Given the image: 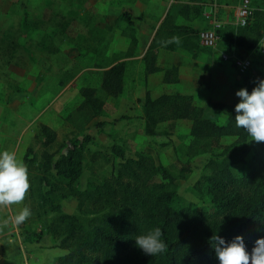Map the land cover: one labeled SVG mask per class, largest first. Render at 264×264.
<instances>
[{"label": "rangeland", "instance_id": "rangeland-1", "mask_svg": "<svg viewBox=\"0 0 264 264\" xmlns=\"http://www.w3.org/2000/svg\"><path fill=\"white\" fill-rule=\"evenodd\" d=\"M179 1L0 0V152H14L27 166L30 180V189L22 204L0 206V240L5 239L4 234L8 229L3 227L6 225L14 231L18 228L24 240L31 238V234L26 236L29 228L33 227V234L37 235L58 214V211H51L47 204H41L37 186L38 176L43 174V170L36 165L42 161L44 152L51 153L50 171L55 173V159L70 147H78L82 153V168L75 181L80 189L85 188L89 180L98 181L112 170L115 173L122 159L121 152L124 157L144 152L152 154L157 162L169 167L177 192L185 203L211 207L208 183L205 181L210 168L206 162L215 157L223 146L210 147L205 140L196 142L188 133V119L159 121L155 126L156 133H145L139 97L131 102L106 95L100 87L99 68L83 67L76 72L75 68L80 64L71 65L77 53L74 42L79 40L80 35H85L89 41L86 42L95 46L99 54L103 52L99 59L103 58L105 49L113 51L111 54L108 52L107 56H119L122 54L120 51L129 44L126 38L129 26L124 24L125 17L114 23L118 15L127 10L136 19L149 17L155 20L161 16L164 8ZM198 2L202 5V12L198 15L201 23H196L197 29L211 26L214 20L219 21L214 0ZM263 3L264 0H259L255 5L264 9ZM209 9L214 10L211 18L203 13ZM108 23L113 25L110 31ZM236 25L234 18L233 26ZM219 27H222L221 23ZM98 37L101 39L97 42ZM223 41V37L220 38L214 47L200 46L198 43L202 51L193 63L196 70L188 67L187 71L193 79L185 83V88L196 89L203 98L205 90L210 89L209 92L213 93L205 102L210 110L217 106L219 101L215 100L231 104L242 86L230 84L239 81L247 71L252 72L258 81L264 79V35L256 48L250 51L225 48ZM128 48L127 52L135 49L132 45ZM221 52L246 57L250 64L245 71H239L235 64L230 65L229 59L221 57ZM185 53L184 50L179 52L184 62L187 60ZM144 74L142 62L133 60L127 63L124 77L127 93L132 92L136 81L143 84ZM82 87H93L95 94L105 98L98 114L93 115L90 109L80 105ZM225 115L220 110V119ZM40 122L47 123L55 130L53 142L43 143ZM234 138V135H224L220 143L228 144ZM28 146L32 148L28 155L34 157V161L22 158ZM91 151H96L97 157L91 158ZM183 166L190 168L183 169ZM240 166V163H235L233 171L238 172ZM55 177L58 179L60 176L55 173ZM59 202L61 211L76 213L81 220L85 221L90 215L79 209L77 199L72 195L60 198ZM24 207L30 208L32 214L24 223L16 224L15 216ZM54 239L59 245L62 244L61 235H56ZM66 251L68 248L61 247L62 254Z\"/></svg>", "mask_w": 264, "mask_h": 264}, {"label": "trees", "instance_id": "trees-1", "mask_svg": "<svg viewBox=\"0 0 264 264\" xmlns=\"http://www.w3.org/2000/svg\"><path fill=\"white\" fill-rule=\"evenodd\" d=\"M191 1L178 6L181 15H200L202 5L198 0ZM257 1H253V18L246 24L216 28L220 38L224 39L225 48L248 51L256 48L264 35V9L255 5ZM123 17L134 46L137 38L129 11H123L115 23ZM108 26L110 31L113 25ZM162 29L163 34L155 33L142 57L145 72L159 69L155 63L158 45L169 49L184 47L193 54L202 51L196 27L174 23L167 14L159 31ZM172 37H179L180 43H164ZM86 38L80 35L74 42L77 53L71 65L80 64L75 68L76 72L85 66L103 67L100 87L106 95L117 97L123 91L127 60L115 62L118 56H107L105 52L99 59L103 52L99 54L95 46L86 42ZM128 53L124 52L125 55ZM176 74L177 68L171 66L164 71L163 80H176ZM240 83L250 93L258 80L247 71L241 75ZM80 93V105L90 109L93 115L98 114L105 98L95 94L93 87H82ZM239 100L234 99L230 105L219 101L210 110L205 104L196 103L192 93L172 91L151 96L146 91L141 103L145 133H156L155 126L159 121L182 118L189 120L188 133L196 142L205 140L210 147L223 146L215 157L206 162L210 168L205 181L211 207L185 203L177 192L169 167L144 152L126 157L121 152L122 159L115 173L112 170L98 181L89 180L87 186L80 189L75 181L82 168V153L78 147H70L53 163L55 173L60 176L58 179L50 171L51 153L44 152L42 161L36 165L43 170V174L38 176L37 186L41 204H47L58 214L37 235L33 234L34 229L29 228L26 236L31 234V238L23 237L24 240L39 239L43 231L53 233L49 232L53 238L61 235L62 244L57 245L68 248V251L56 256L52 264H219L211 240L215 234L226 241L240 235L251 252L255 241L264 238V142H249L248 133L236 127L235 105ZM220 110L226 114L222 119L218 116ZM39 129L45 145L54 141L56 132L52 127L40 122ZM224 135H234L235 138L222 145L220 138ZM28 152H32L30 146L26 147L22 158L34 161ZM90 155L95 158L97 152L91 151ZM235 163L241 164L238 172L232 169ZM67 195L74 196L79 209L90 214L85 221L76 213L60 210L59 199ZM157 227L162 231L161 239L166 250L155 256L145 254L136 245L135 237Z\"/></svg>", "mask_w": 264, "mask_h": 264}, {"label": "crops", "instance_id": "crops-1", "mask_svg": "<svg viewBox=\"0 0 264 264\" xmlns=\"http://www.w3.org/2000/svg\"><path fill=\"white\" fill-rule=\"evenodd\" d=\"M168 1H171V0H168ZM179 2L180 3L178 4L171 3L168 6V8H164L161 16L155 20L150 19L149 17L148 19L145 18L144 20L136 19V17H133L132 13H130L129 11L130 19L132 20V26L134 27V34L137 38V42L133 46L135 49H133V51L125 55L124 52H126L129 49L128 46L130 47L131 45V41L129 37V27H128V30H127L128 37L126 38L129 39L128 40L129 44L127 45L125 49H123V51H120L122 52V54L118 56L115 62L120 61V60H127V63H128L133 60H138L139 62L143 63L142 57L146 49L148 48L149 44L151 43L155 33L160 32L161 34H163L164 32L163 29L160 31L159 29H160V25L162 21L164 20L167 14L170 15V18L174 23L189 24L193 27H197L196 23L197 22L201 23L200 18H198L199 16L191 15V16L185 17L181 15L177 9L180 4L186 3V2L192 3V1L191 0H180ZM239 3H240V0H214V4L216 5V12H217L216 15L219 20L218 22L222 24V27H224V29L229 28L230 25L233 26L236 8ZM108 24H111V23H108ZM124 24L126 26L127 23H124ZM200 28H202V26H200L199 29ZM181 49L186 51L185 53L186 54L185 58L187 59L186 62L181 60L179 57V52L182 51ZM108 52L111 54L113 51L112 52L106 51L105 49V53L109 54ZM199 54H200L199 51L193 54V52H191L190 50L184 47H177L175 49H169L161 45H158L156 47V62L155 63L157 66H159V69L153 72H145L144 70L145 74L143 76V82H142L143 84L140 85L136 81V85L133 86L132 88L133 90H131L132 91L131 93L126 92V83L124 80L123 91L117 97H120L121 99L124 98L125 100L131 101V102H133L137 97H139L141 99L140 103H142V101L144 100L146 91H148L151 96H155L161 92H172V91L173 92H184V93L186 92V93L193 94L194 101L196 103L205 104V102L208 101V97L213 95V93H210L211 92L210 89H209L210 92L208 90H205V95H204L205 97L203 98L200 92L199 94L197 93L196 89L185 88V83L188 80L192 81L193 79L192 76H189L190 74H188L187 72L188 67L191 70H193L192 67H194L195 69L196 65H194L193 63H194L195 58L196 59L198 58ZM229 63L230 65L233 66V63L231 61H229ZM171 66H175L177 68V74H176L177 79L165 81L163 80L164 71L170 68ZM85 67L99 68L98 70L100 71L101 69H103V67H95V66H85ZM230 85L236 86V87L241 85L242 88H244L243 84L240 83V79L239 81H232ZM199 91H202V90H199ZM239 98L240 97L238 96L234 97L232 98L231 101H233L234 99H239ZM215 101H220V100H215ZM3 228H7L8 231L7 233L5 232L4 234L5 239L0 240V261L2 262V264H52L55 257L62 254L61 247L57 245L55 239L47 231H43L39 239L23 240L20 237L18 228L17 229L15 228V231L13 228H9L7 225L4 226Z\"/></svg>", "mask_w": 264, "mask_h": 264}, {"label": "clouds", "instance_id": "clouds-1", "mask_svg": "<svg viewBox=\"0 0 264 264\" xmlns=\"http://www.w3.org/2000/svg\"><path fill=\"white\" fill-rule=\"evenodd\" d=\"M164 43L179 44L180 39L172 37ZM236 95L240 97L235 105L236 127L248 133L251 138L249 142H264V79L259 80L250 93L246 88H241ZM29 189L27 166L17 158L14 152L8 150L0 152V206L10 207L22 204ZM31 214L30 208L24 207L15 216V223H24ZM161 237L162 231L157 227L146 234L137 235L135 241L145 254L155 256L166 250V244ZM211 240L219 264H264V238H258L255 241L251 252L247 250L246 243L240 235L231 241H226L215 234Z\"/></svg>", "mask_w": 264, "mask_h": 264}, {"label": "built area", "instance_id": "built-area-1", "mask_svg": "<svg viewBox=\"0 0 264 264\" xmlns=\"http://www.w3.org/2000/svg\"><path fill=\"white\" fill-rule=\"evenodd\" d=\"M254 0H240L235 12V21L238 25H244L253 18L254 12ZM213 9L209 11H204V16L211 18ZM219 27V22L214 20L211 26L202 27L198 31V42L202 46L214 47L220 39V35L217 33L216 28ZM221 57L225 60H230L236 65L239 71H245L250 61L246 57H239L235 55H229V53L221 52Z\"/></svg>", "mask_w": 264, "mask_h": 264}]
</instances>
